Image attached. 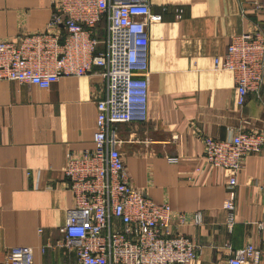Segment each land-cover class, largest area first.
Here are the masks:
<instances>
[{"label": "crops", "instance_id": "crops-1", "mask_svg": "<svg viewBox=\"0 0 264 264\" xmlns=\"http://www.w3.org/2000/svg\"><path fill=\"white\" fill-rule=\"evenodd\" d=\"M253 1L150 0L161 22L149 30V120L114 126L135 187L169 204L175 217L202 213L201 226L174 224V233L200 247L189 264L224 261L249 244L264 264V151L243 160L229 231L228 175L207 164L203 144L242 130L264 133V89L240 108L233 75L214 69L233 37L256 25L264 31V11ZM52 9L51 0H0V38L45 32ZM105 95L96 75L63 78L48 90L0 81V264L23 246L34 249L37 264L75 262L56 247L74 205L64 169L69 155L94 148L97 102Z\"/></svg>", "mask_w": 264, "mask_h": 264}, {"label": "built area", "instance_id": "built-area-1", "mask_svg": "<svg viewBox=\"0 0 264 264\" xmlns=\"http://www.w3.org/2000/svg\"><path fill=\"white\" fill-rule=\"evenodd\" d=\"M47 30L14 41L0 38V81L50 89L63 78L96 75L106 95L97 102L94 148L68 156L64 176L74 197L63 238L56 247L75 256L62 264H189L200 247L174 233V224L203 225L201 212L177 217L167 203L158 204L132 184L120 141L118 124L149 120L150 34L161 16L151 13L150 0H51ZM264 11V0L252 2ZM216 71L230 72L237 104L264 89V31L254 29L232 38ZM208 165L228 175V198L223 204L227 227L236 224L235 189L243 160L264 151V133L242 130L224 141L203 139ZM172 161H176L173 159ZM264 230V222L258 224ZM232 250L230 245L225 246ZM46 247L41 248L45 254ZM262 252L252 244L233 250L212 264H260ZM5 264H37L32 247L11 248Z\"/></svg>", "mask_w": 264, "mask_h": 264}]
</instances>
